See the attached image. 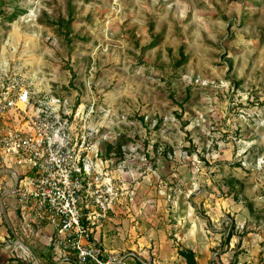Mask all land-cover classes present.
<instances>
[{
	"label": "rangeland",
	"instance_id": "374dc122",
	"mask_svg": "<svg viewBox=\"0 0 264 264\" xmlns=\"http://www.w3.org/2000/svg\"><path fill=\"white\" fill-rule=\"evenodd\" d=\"M5 67L92 111L121 193L99 235L111 223L139 254L155 230L187 250L183 222L220 233V264H264V0H0ZM12 182L0 177L1 237ZM46 247L30 245L39 263L0 249V264H51Z\"/></svg>",
	"mask_w": 264,
	"mask_h": 264
},
{
	"label": "built area",
	"instance_id": "2783aa9c",
	"mask_svg": "<svg viewBox=\"0 0 264 264\" xmlns=\"http://www.w3.org/2000/svg\"><path fill=\"white\" fill-rule=\"evenodd\" d=\"M91 116L67 111L22 71L0 70V177L13 181L2 200L15 219L0 249L39 263L30 248L36 242L47 246L51 264H148L97 236L121 193L103 180Z\"/></svg>",
	"mask_w": 264,
	"mask_h": 264
},
{
	"label": "crops",
	"instance_id": "0c3cea01",
	"mask_svg": "<svg viewBox=\"0 0 264 264\" xmlns=\"http://www.w3.org/2000/svg\"><path fill=\"white\" fill-rule=\"evenodd\" d=\"M110 225L111 223L105 226L104 233L101 232L103 237L102 235H99L101 230L97 232V236L99 235L98 237L101 239L102 243L108 249L121 251L122 248L130 249V244L123 243L122 237H120L119 234L107 235L108 231H111L112 229ZM9 227L11 228V223L9 224ZM178 227V237L182 244L181 248L186 247L187 249L192 250L197 260V264H220V260L217 261L216 257H213L212 254H210V248L212 245L219 244L218 241H220V239L218 238L219 236L216 237V234L220 233H214L215 236L210 238L207 234L203 235L198 228L188 227L186 224H183V222ZM119 229L122 228L119 227ZM213 231L219 232L215 228ZM153 234L155 236V241L152 243L145 241V244H143V239L136 243V246L139 247L138 253L141 259H151L155 264H187L186 259L179 253V248L175 247L166 235L155 232V230ZM230 243L231 245L233 244L232 242ZM222 258L224 259L225 257L223 256Z\"/></svg>",
	"mask_w": 264,
	"mask_h": 264
},
{
	"label": "trees",
	"instance_id": "16d2710c",
	"mask_svg": "<svg viewBox=\"0 0 264 264\" xmlns=\"http://www.w3.org/2000/svg\"><path fill=\"white\" fill-rule=\"evenodd\" d=\"M179 253L186 259L187 264H197L194 252L190 249L179 250ZM138 264H142L139 262Z\"/></svg>",
	"mask_w": 264,
	"mask_h": 264
}]
</instances>
